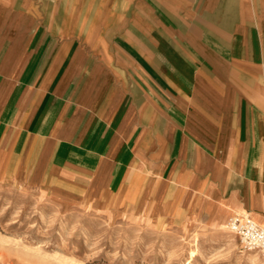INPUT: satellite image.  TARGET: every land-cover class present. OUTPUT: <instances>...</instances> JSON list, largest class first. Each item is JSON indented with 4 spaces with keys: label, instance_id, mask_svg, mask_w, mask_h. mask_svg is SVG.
Wrapping results in <instances>:
<instances>
[{
    "label": "crops",
    "instance_id": "crops-1",
    "mask_svg": "<svg viewBox=\"0 0 264 264\" xmlns=\"http://www.w3.org/2000/svg\"><path fill=\"white\" fill-rule=\"evenodd\" d=\"M25 171L264 227V0H0V172Z\"/></svg>",
    "mask_w": 264,
    "mask_h": 264
},
{
    "label": "rangeland",
    "instance_id": "rangeland-1",
    "mask_svg": "<svg viewBox=\"0 0 264 264\" xmlns=\"http://www.w3.org/2000/svg\"><path fill=\"white\" fill-rule=\"evenodd\" d=\"M129 198L59 173L0 172V264H264L224 218L219 230L184 206Z\"/></svg>",
    "mask_w": 264,
    "mask_h": 264
},
{
    "label": "built area",
    "instance_id": "built-area-1",
    "mask_svg": "<svg viewBox=\"0 0 264 264\" xmlns=\"http://www.w3.org/2000/svg\"><path fill=\"white\" fill-rule=\"evenodd\" d=\"M228 230L241 243L245 252H257L264 263V227L249 214H233L227 222Z\"/></svg>",
    "mask_w": 264,
    "mask_h": 264
},
{
    "label": "bare ground",
    "instance_id": "bare-ground-1",
    "mask_svg": "<svg viewBox=\"0 0 264 264\" xmlns=\"http://www.w3.org/2000/svg\"><path fill=\"white\" fill-rule=\"evenodd\" d=\"M8 174V173H7ZM9 175H11V174H9ZM12 180V179H11ZM132 194H130L131 196H130V201L131 202H135L136 201V196H137V191H132L131 192ZM143 195V194H142ZM124 196V195H123ZM142 197V196H141ZM125 198H126V196H125ZM148 198V197H147ZM129 201V200H128ZM141 201V200H140ZM147 201V200H146ZM105 202V201H104ZM148 202V201H147ZM122 203V202H121ZM125 205V204H124ZM141 206V205H140ZM139 207V206H138ZM150 207H157V206H150ZM126 208V207H125ZM144 208H146V207H144ZM176 209V208H175ZM132 210V209H131ZM139 210V209H138ZM176 211H177V209H176ZM141 215H143V214H141ZM189 215V214H188ZM168 216V215H167ZM174 216V215H173ZM187 216V215H186ZM170 218V217H169ZM179 218V217H178ZM181 219V218H180ZM223 217L219 214V215H216L215 217H214V219H213V225H214V227L216 228V229H223L224 227H225V224H224V222H222L223 220ZM156 220V219H155ZM193 220V219H192ZM151 224V223H150ZM186 225V224H185ZM189 225V224H188ZM151 226V225H150ZM160 227H161V225H160ZM226 227L228 228V226L226 225Z\"/></svg>",
    "mask_w": 264,
    "mask_h": 264
}]
</instances>
